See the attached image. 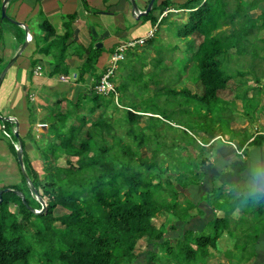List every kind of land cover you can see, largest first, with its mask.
<instances>
[{
	"label": "trees",
	"instance_id": "obj_1",
	"mask_svg": "<svg viewBox=\"0 0 264 264\" xmlns=\"http://www.w3.org/2000/svg\"><path fill=\"white\" fill-rule=\"evenodd\" d=\"M262 2L184 0L164 16L168 0L153 6L145 17L152 25L157 24V31L164 27L174 42L158 45L148 62L131 49L126 51L118 75L113 78L116 101L114 94L101 95L93 87L71 104V111L51 114L49 134L53 141L42 152V177L28 169L22 150L26 173L46 207L35 214L25 206L17 193L32 209L41 210L20 171L26 190L10 186L11 191L2 192L0 197V264H32L33 260L38 264H140L144 253L148 263L203 264L209 256L208 249L216 247L223 233L221 224L227 218L214 217L208 235L202 232L193 236L195 232L183 229L192 218L191 209L196 206L192 196L198 197L202 169L209 163L207 157H198L213 151L217 141L234 143L239 133L230 128L234 116L227 129L232 135L224 134L220 123L226 113L237 112L238 100L242 116L250 122L255 118L250 116L254 111L250 100L255 95L251 87L264 82V10L256 17L251 13ZM1 3L2 0L0 9ZM156 8L162 16L159 22L152 15ZM38 18L44 35L42 40L35 39L36 51L51 54L50 76L66 74L63 61L70 26L66 23L67 32L56 37L41 12ZM68 19L72 21L74 16ZM2 22L25 34L8 20H1L0 10V41ZM158 36L157 32L147 45L156 46ZM177 50L182 52V58L174 56ZM99 52L93 48L87 55L78 82L92 68ZM232 65L241 71L235 73L230 69ZM175 81L182 85L189 82L194 90L185 85L182 89L171 88L169 85H178L172 83ZM230 81L237 88L252 84L232 96ZM256 93L258 107L264 88ZM116 112H122L123 118L114 119L112 114ZM143 114H150L148 134L138 126ZM161 114L173 116L179 127L169 124ZM70 116L73 120L68 123ZM156 121L163 123L162 128ZM0 122L8 129L6 120ZM119 131L125 133L124 138ZM1 133L8 134L9 142H14L9 148L16 157L15 132ZM246 143L261 145L264 135L251 139L244 135L234 144L241 149ZM50 157L68 158L65 166H58L49 163ZM10 205H15L18 212H13ZM56 208L60 209L59 215H54ZM162 215L169 221L153 225L152 221ZM168 229L179 234L174 246L166 236ZM142 239L146 245L138 253L137 245ZM158 248H162V257L158 256Z\"/></svg>",
	"mask_w": 264,
	"mask_h": 264
},
{
	"label": "crops",
	"instance_id": "obj_2",
	"mask_svg": "<svg viewBox=\"0 0 264 264\" xmlns=\"http://www.w3.org/2000/svg\"><path fill=\"white\" fill-rule=\"evenodd\" d=\"M136 1L138 12H143L150 0ZM155 1L153 6L156 7L162 0ZM168 1L167 10L162 16L166 15L167 12H174L178 8V4L184 0ZM6 12L13 20L26 25L31 40L8 69L0 85V117L3 118L1 120H6L9 124L8 129H6L5 124L0 122V151L4 150L5 152H0V156H3L4 159L3 162H0V169L7 168L12 175L13 172H18L21 178L19 164L9 148V144H14V142H9L1 136L3 131L10 133V131L17 130L28 169L36 170L42 177L45 165V157L42 152L53 141L49 134L51 114L71 111V104H74L82 93L92 89L106 71L115 48L118 45L139 41L152 35L144 43L136 44L135 47L147 45V41L154 37L157 24L152 25L149 19L140 22L141 17L137 19V15H132L129 0H11L6 6ZM38 12H41L52 25L56 37L67 32L66 23L70 26L71 34L67 41L66 57L63 61L66 74L50 76L53 62L51 54L45 55L36 51L35 39L42 40L44 35L43 31L40 30ZM120 15L123 18L126 17L128 22L119 23L117 19ZM152 15L157 18V22L162 17L157 8ZM69 16H74V19L69 21ZM1 33L0 58L2 63L0 68L6 66L26 38V33L22 34L18 28L3 22L1 23ZM97 44H100V47H97ZM39 46H42V43H39ZM93 48L100 49L96 56L97 59L92 68L86 71L81 81L78 82L80 69ZM134 52L136 53V51ZM33 60L36 61L35 65H32ZM37 66L40 67L39 75L34 74ZM62 77H68L69 81L64 82ZM256 117L252 124H258L262 131L254 127L255 131L250 132L252 134L249 135L250 139L256 135H264V114L260 113ZM233 119L236 122L238 118L234 117ZM72 120L73 116H70L68 123ZM245 120L247 124H251L248 123L247 119ZM232 122H230V128L236 130L231 126ZM237 131L238 134H250L239 128ZM242 138L236 136L234 142L241 141ZM15 142L19 147L17 139ZM209 154L211 155L209 163L202 169L200 193L198 197L192 196L201 213L197 214L192 211V214H197V217L192 215L194 218L190 220L191 222L186 223L184 229L200 232L204 230L210 219L226 217V223L221 224L223 233L216 243L217 251H209L206 264H264V192L255 200L245 199L240 194V186L250 163L259 158H264V143L261 145L246 143L241 149H237L234 143H217ZM62 158L67 159L68 157ZM72 159L70 158V160ZM74 160L76 159L72 161ZM13 176L16 179V184L6 183V185H1L0 189L21 184V179L17 174ZM211 195L214 196L211 199L215 201V207L208 201ZM239 202L243 205L239 206ZM255 216L257 217L255 218ZM241 217L246 219L245 225L242 226L240 225L243 221L235 223ZM258 230L259 232H257ZM169 231L175 235L170 236L171 240L179 236L175 231ZM243 232L247 234L245 238L248 243L252 240L249 233L255 234L252 240L253 250L250 255L242 257L238 261L227 255L229 248L231 250L234 248L236 240L232 241L234 243L231 245L226 244L220 247L219 244L221 245L220 242L224 234Z\"/></svg>",
	"mask_w": 264,
	"mask_h": 264
},
{
	"label": "rangeland",
	"instance_id": "obj_3",
	"mask_svg": "<svg viewBox=\"0 0 264 264\" xmlns=\"http://www.w3.org/2000/svg\"><path fill=\"white\" fill-rule=\"evenodd\" d=\"M3 1V0H2ZM137 1L135 0V3H136ZM137 5V4H136ZM264 10V2L263 3H261L259 6H258V8H257V10H255V11H253L252 13H251V16H253V17H256L258 14H260V12H262ZM107 13H108V11H107ZM6 14H7V16L8 17H10L11 18V16L10 15H8V12H6ZM153 14V13H152ZM12 19V18H11ZM118 22L119 23H122V24H125V22L127 23L128 22V20H127V18L125 17V18H123L121 15L118 17ZM144 21H148L147 20V17H141V19H140V22H144ZM5 24H7V23H5ZM156 34H157V30H155L154 31V35L156 36ZM158 37L157 38H159V40L157 41V43L155 44L156 46H149V45H143L142 47H138V48H136L135 46H137V45H135V46H133L132 48L133 49H135L134 51H136V53L139 55V58L140 59H142L144 62H148L150 59H152V58H154V56H155V54H156V49H157V46L158 45H168L169 46V44H172L173 42H174V38H173V36L170 34V33H168V32H166V31H164V28H161V30L160 31H158ZM95 46H96V44H95ZM129 50V49H128ZM174 56H176V57H178V58H182V52L180 51V50H177L176 52H175V55ZM121 62V61H120ZM118 63V68H117V70H116V73H115V76H114V78L118 75V69H120V67L122 66V63L123 62H121V63ZM169 63V62H168ZM174 67H176V64H174ZM236 67V68H235ZM231 70H233L235 73H239L240 71H241V68H239V66H235V65H232V68H230ZM264 70V69H263ZM257 73H261V71L260 70H257ZM264 77V76H263ZM172 83H176V85L178 84L176 81L175 82H172ZM261 84H257V85H255V84H253L252 86H256L257 88H253V87H251V90H254V93H255V95H254V97H253V99L252 100H250V105H251V107H252V110L254 109V111L252 112V113H250V116L251 117H255V118H257L256 116L257 115H259L260 113H262V114H264V99L262 100V103L257 107V105H258V103H257V98H256V95H257V93H256V91L258 90L259 91V88H261L262 90H263V88H264V82L263 81H261L260 82ZM251 82L249 83V85H247V86H244V87H240V88H237L236 87V85L233 83V82H229V84H228V86L230 87V90L231 91H233L232 93L233 94H231L232 96H234V94L237 92V93H240V92H242V91H244L246 88H248V87H250L251 86ZM188 87L190 90H194L193 89V84H191V83H186L185 84V82L183 83V85H182V83H180V84H178L177 86H174V85H169L171 88H176V89H182L183 87ZM242 101V100H241ZM237 104H238V106H237V112H233V111H230V114L229 113H226L225 115H224V117H223V123H220V124H222V126H223V133L224 134H227L228 136L229 135H232L230 132H228L227 131V129H228V125H229V122H230V120L232 119V117L234 116V117H237L238 119L236 120V122L234 121V119H232L231 120V126H233L234 128H236V130H238V128L239 129H241V130H246L247 132H251V131H255L254 130V127H256V128H259L260 129V131H262V128L261 127H258V124H256V123H253L252 124V122H249L250 120H247L248 121V123H251V124H247V122H246V120H245V118L242 116V114H241V103H240V101L238 100L237 101ZM170 107H171V105H170ZM215 114H217V111H216V113ZM233 114V115H232ZM162 115V117H165L166 119H168L169 121V124H171L172 126H174V127H179V125H177V119H175L173 116H171L170 114H161ZM166 115H167V117H166ZM112 116L114 117V119H117V118H123V114H122V112H116V113H114V114H112ZM150 116V114H143V117H142V119L139 121V123H138V126L139 127H141V128H143V130L145 131V133H150V131L148 130V128H147V124H148V117ZM154 116H156V115H154ZM156 117H158V116H156ZM222 119V118H221ZM163 120V119H162ZM164 121V120H163ZM155 123H158V121H156ZM246 123V124H245ZM162 124L163 123H158V125H159V129L160 128H162ZM86 128H89V125H87V127ZM86 130V129H85ZM85 130L82 132V134H81V139H83L84 138V135H85ZM252 132V133H253ZM4 134V133H3ZM1 135L2 137L4 136V135ZM119 134H120V136H122L123 138H124V136H125V133L123 132V131H119ZM244 135H252L251 133L250 134H238L237 135V137H243ZM5 140H9V138H7V137H3ZM217 143H221V144H223V142H219V141H217ZM235 143V142H234ZM77 144V143H76ZM1 153L3 152V153H5L4 152V150H1L0 151ZM207 157L208 159H209V157H211V155L209 154V155H201V156H199L198 158H199V160L201 159V158H203V157ZM65 159L66 158H59V159H57V160H55L54 158H50V163L51 164H53V165H58V166H64L65 165ZM73 160V159H72ZM4 161V159H3V156L1 157L0 156V162H3ZM40 171V170H39ZM17 172V171H16ZM14 174H17V176L20 178V174L17 172V173H14L13 172V175ZM12 175V173H11V171H9L7 168H2V169H0V187H2L1 185H6V183H9V184H16V179L14 178V176ZM21 179V178H20ZM161 179H164V176H161ZM198 181V180H197ZM8 185V184H7ZM18 185H19V187L21 186V188L23 189V190H26V187L24 186V184H22V181H21V184L20 183H18ZM3 189H6V188H3ZM3 189H0V190H3ZM186 192V191H185ZM188 192V191H187ZM213 195V194H212ZM212 195L209 197V203L212 205V206H214L215 207V201L214 200H212L213 198H214V196L212 197ZM34 197V196H33ZM211 197H212V199H211ZM35 198V197H34ZM37 201H38V199L37 198H35ZM193 201V200H192ZM205 201V200H204ZM214 201V202H213ZM194 202V201H193ZM243 202V201H242ZM44 203H45V201H44ZM243 204H244V202H243ZM241 202H239L238 203V205L239 206H242L243 205ZM46 205V204H45ZM194 205V204H193ZM10 207H11V210L13 211V212H15V213H17L18 212V208L16 207V206H12V205H10ZM192 211H195L196 213H201V211L199 212V210L200 209H198L197 208V206H195L194 205V207L191 209ZM37 211V210H36ZM37 212H40V210L39 211H37ZM60 214V209L59 208H56L55 210H54V215H59ZM193 215H194V217H197V214H195V213H193ZM193 217V218H194ZM257 216H255V218H256ZM193 218H191L190 220H192ZM214 219V218H213ZM213 219L211 220H209V222H207V224H206V226H205V228H204V230H202V231H200V232H193L194 233V235L193 236H197V235H200L202 232L204 233V234H206V235H208L211 231H212V227H213V225H212V221H213ZM254 219V218H253ZM189 220V222H191ZM165 221L166 222H168L169 221V219H168V221H167V219H166V216L165 215H162V216H159L157 219H154L153 221H152V224L153 225H155L156 227H158L160 224H163V223H165ZM240 221H243V223H241V225L240 226H242V225H245L244 224V221H246V219L244 218V217H241L240 219H237L236 221H235V223H239ZM168 224V223H167ZM170 224V223H169ZM168 224V225H169ZM56 226H58L59 224L58 223H56L55 224ZM186 224H184V226H185ZM184 226H183V229H184ZM168 230H170V229H168ZM245 230V229H244ZM184 231L186 232V231H189V230H185L184 229ZM189 232H191V231H189ZM257 232H259V230L257 231ZM190 234V233H189ZM250 234V238H252V240L254 239V235L255 234H253V233H249ZM167 235H169L168 236V238H170V236H175L172 232L170 233V231H169V233L167 232L166 233V236ZM247 236V234H246V232H243V233H240V234H237V233H228V234H224L222 237L223 238H225V236H228V238H225L224 240H223V238H222V241L220 242L221 243V245L219 244V246L220 247H222V246H224V245H231V243H234V242H232V241H235V246H234V248H232V250L229 248V251H228V253H227V255L229 256H231V257H233L234 259H236V260H240L242 257H246L247 255H250V252H252V240L248 243V240L245 238L246 236ZM170 244L172 245V246H174V244H175V240H170ZM145 245H146V241L144 240V239H142V240H140L139 242H138V245H137V249H136V252H142V250L144 249V247H145ZM246 245H250V248H246L245 246ZM149 250H152V247L150 248L149 247ZM217 251V248L215 247V248H209L208 249V252L210 251V252H213V251ZM219 251V250H218ZM157 253H158V256L159 257H162L163 256V251H162V248H158L157 249ZM147 258H148V256L144 253V254H142V256L140 257V259H139V262H140V264H155V262L156 261H152V262H149L148 263V261H147ZM162 263L165 261L164 260V258L162 259V260H160ZM158 262V261H157ZM212 262H214V261H212ZM32 264H38V262L36 261V260H33V262H32ZM135 264H138V262H136ZM166 264H167V261H166ZM173 264V263H172ZM203 264H206V260H204L203 261ZM213 264V263H212Z\"/></svg>",
	"mask_w": 264,
	"mask_h": 264
},
{
	"label": "water",
	"instance_id": "obj_4",
	"mask_svg": "<svg viewBox=\"0 0 264 264\" xmlns=\"http://www.w3.org/2000/svg\"><path fill=\"white\" fill-rule=\"evenodd\" d=\"M10 1H11V0H3L2 3H1V9H0V10H1V20H2V19H6V20H8L9 22H11L12 24L21 27V28L25 31V33H26V38H25V40H24L22 46L19 48V50L16 52V54H15V55L9 60V62L6 64V66L3 68L2 72L0 73V85H1L2 80H3V78H4L5 74H6V72L8 71V69L14 64V62H15L16 59L19 57V55H20V54L24 51V49L27 47L28 42L30 41V40L27 39V35H29V37L31 38V36H30V34H29V30H28V28L26 27L25 24L20 23V22H17V21H15V20H13V19H11L10 17L7 16V14H6V6H7V4H8ZM129 1H130V4H131V13H132L133 16H134V15H137V16H136L137 19H138L139 17H142V16H147L148 13L150 12V10H151V8H152L154 2H155V0H150L149 3H148V5H147V7H146V9H145V11H143V12H138V10H137V5H136V3H135V0H129ZM97 47H100V44H97ZM0 119H3V118L0 117ZM41 127L44 128L45 126H41ZM15 135H16V138H17L18 143H19V147H18V149L16 150V151H17V152H16L17 162H18V164H19V167H20L21 173H22V175H23V177H24L26 183H27V185L29 186V188H30V190H31V192H32V195H33L35 198L38 199V202H39L40 205H41V210H40V212H37L36 210H34V209H32L30 206H28V205L25 203V201H24V197L22 196V194H20V193H17V194L22 198L23 203L25 204V206H27V208H28L30 211H32V212L35 213V214H40V213H42V212L45 210L46 205H45V203H44V200H43L42 198H40V196H39L37 190L34 188V186H33L32 182H31V180H30L28 174L26 173V170H25V167H24V163H23V158H22V150H21V146H22V144H21V140H20V138H19V136H18L17 130H15ZM7 191H11V189L6 188V189H3V190H0V197H1V195H2V192H7ZM14 192H15V191H14Z\"/></svg>",
	"mask_w": 264,
	"mask_h": 264
},
{
	"label": "built area",
	"instance_id": "obj_5",
	"mask_svg": "<svg viewBox=\"0 0 264 264\" xmlns=\"http://www.w3.org/2000/svg\"><path fill=\"white\" fill-rule=\"evenodd\" d=\"M151 36H149L148 38H150ZM148 38H145V39H142V40H139V41H135V42H131V43H127V44H121V45H118L115 48V50L111 54L108 68L102 74V76L99 78L98 82L94 86V89H95V91L97 93H99L101 95H108V94L112 93V94H114L115 101H116L117 93H116V90H115V87H114L113 78L115 76V73H116V70H117V67H118V63L124 59L125 53H126V51L128 49L132 48L136 44L144 43ZM27 39L31 40L29 35H27ZM34 74H36V75L40 74V67L39 66H37L35 68ZM74 78H76V76H74ZM62 80L64 82H68L69 78L68 77H62ZM4 134L8 138L10 137L6 133H4ZM15 146H16V149H18L16 144H15Z\"/></svg>",
	"mask_w": 264,
	"mask_h": 264
},
{
	"label": "clouds",
	"instance_id": "obj_6",
	"mask_svg": "<svg viewBox=\"0 0 264 264\" xmlns=\"http://www.w3.org/2000/svg\"><path fill=\"white\" fill-rule=\"evenodd\" d=\"M241 195L255 200L264 192V158L252 161L241 184Z\"/></svg>",
	"mask_w": 264,
	"mask_h": 264
}]
</instances>
